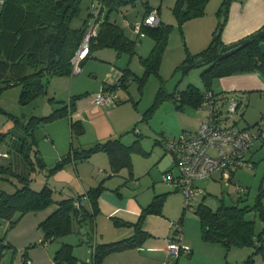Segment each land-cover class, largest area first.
I'll list each match as a JSON object with an SVG mask.
<instances>
[{
  "label": "crops",
  "instance_id": "obj_1",
  "mask_svg": "<svg viewBox=\"0 0 264 264\" xmlns=\"http://www.w3.org/2000/svg\"><path fill=\"white\" fill-rule=\"evenodd\" d=\"M209 5L210 2L207 7ZM128 6L129 4L125 5L124 8ZM160 8V4L158 7H153L148 2L142 5L138 14L134 13V9H127L125 14L121 13L120 17L116 19L112 20L110 16V20L118 24L129 39L137 41V49L142 53L141 50L149 51L152 48L153 40L147 35L137 37L132 31V27L142 19L147 9H157L162 23ZM218 11L215 10L213 15L209 17L204 15V17L187 21L186 24H194L198 30L194 36L190 34V40L187 42L189 50L193 54L202 51L209 44L211 35L219 24L217 22L220 19L217 15ZM261 27H264V0H229L225 22L220 31L221 44L224 46L237 42ZM127 31L129 35L126 33ZM139 56L143 57L142 54ZM130 62H128V57L118 54L111 48H99L92 51L80 64L81 71L78 74L50 79L44 109L41 114L33 116H46L54 108L61 105V103L56 102L68 103L72 96L85 94L77 99L75 111L69 117L42 124L40 137L35 136L39 155L45 163L46 169L53 167L72 147H88L96 142H103L116 137H120L123 144L130 145L139 137L140 145L147 155L132 154V170L122 169L119 173L108 178L111 173L108 158L106 154L100 152L85 161H72L65 164L48 178L45 177L46 169L29 174V168L20 155L24 131L14 123L11 124L7 117L0 119V149L8 151L9 157L2 159L0 166L9 169L15 175L30 178H33L34 174L40 173L43 177L42 185L47 180L48 184L55 190V194L58 195L57 200L84 195L88 189L103 182L104 189L98 198L99 212L93 223L90 224V226L93 225L94 236L90 243L93 245L112 243L133 236L135 233L133 225L137 222L143 208L153 200L155 195L167 194L161 214H149L143 220L142 229L148 235L144 242L137 248L106 256L102 264H224L225 261H230L228 258L229 250L226 251L220 243L203 241L199 219L194 210L195 217L185 216V212L183 214L182 194L174 186L154 178H158L159 175L161 177L163 173H177L173 157L163 146L167 138L160 136V139H154L152 145L145 146V140L141 139L142 134L149 133L148 128L150 132L153 129L155 135L156 131L151 126L140 123L142 119L140 109L132 108L126 97L119 95L122 94L119 93L121 92L120 89H117L115 93L116 99L121 97V100L116 101L115 99L114 103L106 105L94 103V96L105 86L117 83L123 70L129 67ZM212 88L215 92H222L226 96L235 95L242 100L247 98L248 101L255 102L257 106L254 108L260 111L261 117L264 116V111H261L264 109V78L260 75L239 73L220 77L213 81ZM253 96L255 97L254 100L252 99ZM50 98L54 100L49 101ZM239 103L242 101L239 100ZM174 105L175 109L182 113H187V109L192 112L188 115L194 120V126L189 128V133L195 132L199 125L208 118V111L206 115H201V111L206 110L202 107L185 106L179 109L175 103ZM261 117L252 124L246 122L244 125H238V119L232 120L239 128H244L255 125ZM73 120L80 121L84 126V133L74 138H72L70 130V122ZM228 123L233 124L232 121ZM1 129H6L7 132L1 133ZM251 130L253 131L252 128ZM160 133L157 135H161ZM166 154H169V157H166ZM246 160L252 164L250 168L237 169L238 171L236 170L230 176L217 171L208 178L196 181L195 184L200 188L202 187L201 189L205 187L206 190V187L213 182L229 186L232 180L239 181L242 179L253 187L261 178L259 187L264 189V127L261 128L259 139L255 141L246 154ZM153 166H156L157 171H154L155 168H153L154 172L151 170ZM3 180L13 184L15 179L3 178ZM13 187L15 189V186ZM237 187L235 192H237L238 202L239 198L246 199V196L242 197L241 195L244 190L238 195ZM204 198L205 196L198 195L195 198V206L200 202L204 203ZM197 201L199 202L197 203ZM218 201L214 208L207 206L216 209L223 200L218 197ZM83 205L86 209L91 210L87 198ZM56 208L55 205L42 212H28L26 213L27 217L24 215L19 218L12 229V231H16L14 237L18 240L10 238L5 241L12 247V256L22 249L23 264H26L25 259H29L30 264H54V254L58 249L56 245L53 249L46 245L32 250H27L26 246L33 241L40 243L43 234L38 225ZM181 215H183L181 243L188 248V252L171 256L167 250L169 240L172 237L170 223L178 220ZM80 221L82 222V220ZM123 222L128 225L120 224ZM85 229L83 227L74 228L72 236L79 238L82 246L86 243L91 252L89 244L91 239ZM65 241L63 238L57 243L63 244ZM68 243L72 245L74 242L69 241Z\"/></svg>",
  "mask_w": 264,
  "mask_h": 264
},
{
  "label": "trees",
  "instance_id": "obj_2",
  "mask_svg": "<svg viewBox=\"0 0 264 264\" xmlns=\"http://www.w3.org/2000/svg\"><path fill=\"white\" fill-rule=\"evenodd\" d=\"M209 1L176 0L172 11L178 24L182 25L189 20L203 17ZM91 2V5H101L103 18L99 23L97 36L90 42L89 55L99 48H111L118 54L125 53L130 57L135 55L137 41L129 39L122 28L110 20L113 12H118L121 7L133 0H91ZM228 2L229 0H226L221 5L226 8V12ZM80 4L81 0H3L0 8V81L4 83V86L0 87V91L6 87L20 86L19 103L27 104L47 95L51 78L72 74L71 59L81 43L91 14L90 7L88 18L83 20L81 26L72 27L71 22L79 15ZM149 11L150 9H147L144 16ZM217 15L221 17V10L217 12ZM222 27L223 25L218 24L215 33ZM169 30L170 26L164 25L161 21L157 27H143L144 36L149 35L153 40L149 55L140 58L144 67L143 76H133L126 68L117 83L107 85L104 87L106 90H102L115 93L117 89L126 88L129 79H137L141 85L150 74H158ZM245 38L249 40L245 46L223 59L218 58V48L223 46L220 34L215 35L202 51L196 54L187 53V57L176 71L179 70L184 75L190 69L197 67L194 64L195 59L203 58L204 61L199 67L207 65V68L200 73L202 87L190 84L178 94L174 91L172 95L163 94V90L160 89L156 100L160 101L168 97L174 100L173 102L179 109L185 106L198 108L201 107L205 92L210 91L217 102H220L217 103L218 106H222L229 96L213 90L212 84L215 79L239 73H256L264 78V53L259 47L261 44L264 45V27ZM84 95L72 96L68 103L58 101L56 103H61V105L54 108L50 114L40 117L30 116L25 121L0 107V114L5 115L8 120L13 121L24 131L20 155L29 168V174L46 169L37 148L35 129L44 123L69 117L75 111L77 99ZM53 100V98L49 99V101ZM147 115L150 116V113ZM143 119H146L145 115ZM262 121H264V116L255 125L243 129L251 130L252 128L253 132L258 134L257 139H259L261 128L264 127V124H260ZM232 122L237 126L235 121ZM70 130L72 138L78 137L84 133V126L80 121L73 120L70 122ZM6 152L9 157V152ZM100 152L106 154L108 158L110 175H115L122 169L132 170V154L147 155L140 145L139 137L130 145L123 144L120 137L109 138L88 147H72L53 167L46 169L45 177L52 176L65 164L72 161H85ZM246 162L249 163L247 160ZM0 177L7 180L15 179L14 182L12 181L15 185L13 192L0 191V220H6L13 225L15 223L13 219L17 213L22 216L28 212H42L57 206L38 225L43 234L40 242L42 244L71 234L73 223H79L80 220L84 222L88 219L90 223H93L99 212L98 198L104 189L103 182L88 189L84 195L57 200L54 197L55 190L47 180L44 181L40 190H35L31 187L34 178L15 175L1 166ZM205 195L206 193L201 196ZM84 196L89 201L91 210L86 209L84 205L80 209L73 206L75 199ZM166 196L167 194L155 195L153 200L143 208L137 222L133 225L135 229L133 236L112 243L93 245L89 242L91 259L88 264H102L103 259L112 253L139 247L148 236L142 229L144 218L149 214H161ZM185 210L183 207V214ZM193 210L199 219L203 241L220 243L226 251L232 247H247L251 249V253L242 264H258L257 261L259 264H264V189L260 188L252 204L248 203L247 198H239L238 202L232 205H226L221 201L216 209H211L200 202ZM176 221L182 225L183 215ZM257 221L261 225L259 229ZM120 224L128 225L125 222ZM11 248V245L5 242L4 237H0V263L5 252ZM72 250V245L63 243L54 254V264H76L77 259ZM224 264L237 263L225 261Z\"/></svg>",
  "mask_w": 264,
  "mask_h": 264
},
{
  "label": "rangeland",
  "instance_id": "obj_3",
  "mask_svg": "<svg viewBox=\"0 0 264 264\" xmlns=\"http://www.w3.org/2000/svg\"><path fill=\"white\" fill-rule=\"evenodd\" d=\"M175 1L176 0H149V3L153 7H158V5L160 4L161 7L160 16L162 18V23L164 25L170 26V30L166 38V43L164 45L160 66L158 69V74L155 73L150 74L149 76H147L146 80H144V82L141 85L139 84L137 79L136 80L129 79L126 88H120L121 92H119L122 93L119 95H124L126 97V100L130 103V106L132 108L137 107L140 109V113L142 114L141 116L142 119L140 120V123L147 124L148 126L154 128L155 129L154 131H156V135H155L153 134V129L152 132H150V129L148 128L149 133L142 134L141 139L145 140L144 144H146L145 145L146 147L152 145L154 143V139H160V136L166 137L167 138L166 140H169V139L177 138L180 134H188L190 132L189 128H192L194 126V120L188 115L190 113L192 114V112H190L189 109H187L188 111L187 113H182L181 111H178L177 109H175V105L173 102L174 100L168 97H165L163 98V100L160 101L156 100V97L160 89L163 90L162 91L163 94H167L166 85L168 81L179 72V70L176 71V69L182 63V61L187 57V53L189 52L192 53L189 50V46L187 42H189L190 40V34L194 36L198 31L194 24L189 25L186 24L187 22L183 23L182 25L178 24L177 18L172 11ZM224 1L226 0H210L209 1L210 5L208 7L206 6L207 9L205 8V15H207L206 17L213 15L215 10L216 11L221 10L222 9L221 5ZM91 3H92L91 0H81L80 12L79 15L71 22L72 27L74 28L80 27L83 20L88 18ZM142 5H144V3L141 0H133V2L129 3V6L127 8L121 7L118 12H113L111 14V19L113 20L120 17L121 13L125 14L127 9L129 10L134 9L135 10L134 13L138 14V12H140L142 9ZM88 20H90V16ZM219 21L220 19L217 22L219 23ZM126 33L128 34V31ZM215 34L216 33L214 32L213 35H211L210 42L212 38L215 36ZM147 36L148 38H151L149 35ZM137 48L138 47L136 43L135 44L136 54L133 55L132 57H130L128 54L125 53H122V55H124V57H128V62L131 61L129 67L127 68H129V70L132 71L131 73L133 74V76L142 77L144 73V67L142 62L140 61L141 57L139 55L142 54L143 55L142 58L147 57L152 48H150L149 51L141 50L142 53ZM206 68L207 65L202 67H194L190 69L186 74H184L182 76L181 81L179 82V84L175 89V94H178L180 91L184 90L190 84L201 88L202 86L200 81V73ZM2 86H4V83L0 81V87ZM20 90H21L20 86H10L2 89L0 91V107L4 108L10 114L24 121L27 120L30 116L41 114L42 110L44 109V101H46V96H42L40 98L32 100L27 104H20L19 103ZM235 97L237 98V96ZM119 99L121 100V97L116 99V101H118ZM252 99L254 100L255 97L253 96ZM237 100H241L242 103L239 104L236 112H234L233 114H228L226 112H223V118L225 123L233 121L232 119H238L239 120L238 125H244L246 122L252 124L257 119H259V117H261L259 113L260 111L259 110L257 111L254 108L255 106H257L255 102L252 103V101L251 100L248 101L247 98H244L242 100L240 99V97L237 98ZM261 111H264V109H261ZM148 113H150V116L147 115ZM206 114H207V110L201 111V115H206ZM143 115L146 116V119H143ZM224 116H226V118ZM3 117L6 116L0 114V119H3ZM11 124H13V121H11ZM40 128L41 125H39L35 129V133H34V135L38 136V138L41 135ZM6 132H7L6 129H1V133L5 134ZM157 133L158 134L160 133L161 135L158 136ZM169 154H166V157H169ZM155 167L156 166H153L151 170L153 171V168ZM241 168H239L238 170H241ZM154 171H157V169L155 168ZM110 176L111 175H109L108 178ZM33 178L34 180L32 182L31 187L35 190H40L42 187L43 177L39 173V174H34ZM154 178L157 181L161 180L160 175L158 178L156 177ZM225 178L227 179V177ZM257 181H258L257 184L253 185V187L247 184L246 182H244L242 179L239 181L232 180L231 181L232 183H229V186H226L225 184L213 182L206 187V190L204 189L205 187H203L206 193L204 198L205 200L204 204L214 208L219 202L218 197L222 198L224 204L226 205L235 204L237 202V192H235L236 186L244 190V192L241 194L242 197L246 196L248 203L252 204L255 200L258 191L260 190L259 183L261 182V178L258 179ZM13 184L7 183L3 180V178H0V190L11 192L14 190L13 186L15 185ZM54 197L57 199L58 195L55 194ZM198 202L199 201H197V203ZM24 215L20 216L19 213H17L14 216L13 219L14 222L16 223L19 220V218L23 216L24 217L28 216L27 214ZM29 215H33V214H29ZM186 215L195 217L193 210H185V216ZM15 223L11 225L6 220H0V237H4L5 241H7L10 238H12V240H18L14 237L16 231L15 230L12 231ZM90 224L92 223H90L88 219L84 222L82 221L79 223H73V229L80 227L86 228L85 232L90 237L91 239L90 242H92L94 232H92L93 225L90 226ZM260 227L261 225L257 221V228L259 229ZM63 238L67 242L69 241L74 242L73 244L75 245L72 244L73 245L72 251H73V255L77 259L76 264H88V262L91 259V252L89 251L90 249L87 247L86 243L82 246L80 244L79 238H76L74 235L72 236V233L64 237L58 238L53 242H49L46 245L51 247L52 249L56 245L59 249L62 243L58 244L57 242L61 241V239ZM66 241L65 243H67ZM46 245L39 243V241L36 242L33 241L32 243H30V245L28 244L26 247L27 250H32L37 247H43V246L45 247ZM21 252L22 249L19 252L17 251L16 255L12 256L11 249L7 250L0 264H23ZM250 253H251V249L247 247L244 248L232 247L229 250L228 258L233 263L242 264ZM77 254L79 255L81 254L82 257L81 256L79 257V255ZM257 263L259 264L258 261Z\"/></svg>",
  "mask_w": 264,
  "mask_h": 264
},
{
  "label": "built area",
  "instance_id": "obj_4",
  "mask_svg": "<svg viewBox=\"0 0 264 264\" xmlns=\"http://www.w3.org/2000/svg\"><path fill=\"white\" fill-rule=\"evenodd\" d=\"M141 1L144 4L149 2V0ZM2 3L3 0H0V5ZM102 18L101 5H91L90 20L86 25L81 43L71 59L72 74H78L81 71L80 64L89 55L90 42L97 36ZM159 24L160 17L157 9H151L133 25L132 31L137 37H143V27L153 28ZM115 97L113 91L101 90L94 96V103L97 105L112 104ZM239 104V100L232 95L226 98L224 105L218 106L213 93L207 91L201 104V107L208 111L207 120L202 122L193 133L180 134L175 139L164 141V148L173 157L177 173H163L161 181L174 186L182 194L183 207L186 210H193L196 203L195 198L205 194V191L195 184L196 181L208 178L217 171L230 176L243 166L251 167V164L246 162L245 156L257 140L258 134L250 129L225 123L223 118V112L233 114ZM260 124H264V121ZM7 157L8 153L0 149V165L2 159ZM237 191L240 194L243 189L237 187ZM85 199V196L75 199L73 206L80 209ZM170 230L172 237L167 246L168 254L171 256L186 254L188 248L181 243L182 225L176 220L172 221ZM25 262L26 264L31 263L29 259H25Z\"/></svg>",
  "mask_w": 264,
  "mask_h": 264
},
{
  "label": "water",
  "instance_id": "obj_5",
  "mask_svg": "<svg viewBox=\"0 0 264 264\" xmlns=\"http://www.w3.org/2000/svg\"><path fill=\"white\" fill-rule=\"evenodd\" d=\"M222 15L220 17V21L219 24L220 25H224L225 22V12H226V8L222 7L221 9ZM221 29H218L216 32V36H218L220 34ZM248 39L247 38H243L237 42L231 43L229 45H224V46H220L218 48V58L219 59H223L226 58L232 54H234L235 52H237L239 49H241L243 46H245L248 43ZM262 53H264V45H260L259 46ZM204 59L203 58H198L194 60V64L199 67L201 65V63H203ZM182 72L179 71L175 76H173L167 83L166 85V90H167V94L168 95H172L177 87V85L179 84V82L182 79Z\"/></svg>",
  "mask_w": 264,
  "mask_h": 264
}]
</instances>
